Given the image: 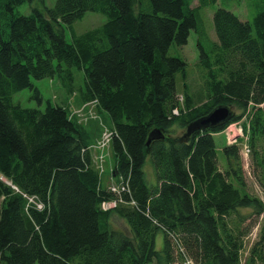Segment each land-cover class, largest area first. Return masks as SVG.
Returning <instances> with one entry per match:
<instances>
[{
	"label": "trees",
	"instance_id": "obj_1",
	"mask_svg": "<svg viewBox=\"0 0 264 264\" xmlns=\"http://www.w3.org/2000/svg\"><path fill=\"white\" fill-rule=\"evenodd\" d=\"M33 1L0 0V264H172L180 246L194 264H241L242 226L233 218L250 208L258 219L263 204L245 191L239 146L222 150L221 169L213 136L244 121L264 181V6L251 22L218 8L213 40L203 12L218 0L195 8L190 0H56L16 13ZM87 12L106 22L68 43L65 27ZM191 32L196 88L186 62L169 55ZM72 68L84 73L79 89ZM46 78L109 116L114 176L128 188L114 210L100 209L117 197L102 186L90 135L65 104L13 105L14 93ZM222 106L226 121L200 127ZM148 157L154 187L143 171ZM112 214L133 238L111 228ZM260 236L246 264H264V229Z\"/></svg>",
	"mask_w": 264,
	"mask_h": 264
},
{
	"label": "rangeland",
	"instance_id": "obj_2",
	"mask_svg": "<svg viewBox=\"0 0 264 264\" xmlns=\"http://www.w3.org/2000/svg\"><path fill=\"white\" fill-rule=\"evenodd\" d=\"M191 7L195 8L198 5L197 0H190ZM56 0H43L33 1L32 3H24L22 6L17 8V14L19 15H30L34 8L44 11L45 7L53 8ZM264 6V0H231L229 3L225 0H218L217 4L208 7L203 12V19L206 22L208 32L210 37L215 40V31H213V20L212 15L218 9H226L231 11L238 19L242 21L251 22L252 18L256 13ZM106 22V17L100 13L87 12L82 20H78L71 27H65L64 36L68 43L72 42V35H81L90 30L97 29ZM196 36L194 32H191L187 39V45L184 47H178L177 45L172 46L169 50V55L173 57L182 58L187 66L188 82L192 88H196L200 81V76H198L195 69V64L198 58L197 46H196ZM74 74V81L76 89L83 86V71H78L72 68ZM32 87L25 88V90L14 93L12 98L13 105H20L22 108L39 109L44 111L46 108V103L48 101L54 105H64L68 108L71 118L79 126H83L84 131L90 135L91 138V154L95 157V160L100 167V178L103 187L113 186L116 184V177L114 176L113 167V156L111 152V145L109 143L105 144L103 149L98 148V144L101 143L104 135H109L113 124L111 123L109 116L105 112H100L96 103L83 104L79 101L78 95L67 96L63 92L60 82L58 79H42V80H31ZM177 87L179 96L183 91L182 81L180 76L177 75ZM241 123H244L241 122ZM235 129H237L235 127ZM238 132V131H237ZM239 133V132H238ZM243 135V134H242ZM215 140V147L217 151L218 161L221 163V169H223L226 164H224V154L223 149L227 146L228 141L226 140V133L216 134L213 136ZM240 151V161H241V171L243 172L244 183H246V193L251 194L257 198L261 204H263V212L260 218L256 219L252 215V210L240 209L237 217L233 220L240 223L242 226L243 240H242V250L240 254L241 264H246L249 257L250 251L253 245L259 241L260 233L264 229V189L262 183H264L262 178V171L258 166L259 156L254 158L252 152L244 150L243 146L247 144L243 137L239 140ZM243 148V149H242ZM144 175L146 176V181L148 187H154L156 185V176L154 174V166L148 157L144 162L143 167ZM110 225L114 230H119L129 238H133L131 231L125 221H123L116 214L110 216ZM163 233L159 232L155 237V249L160 251L163 248Z\"/></svg>",
	"mask_w": 264,
	"mask_h": 264
},
{
	"label": "built area",
	"instance_id": "obj_3",
	"mask_svg": "<svg viewBox=\"0 0 264 264\" xmlns=\"http://www.w3.org/2000/svg\"><path fill=\"white\" fill-rule=\"evenodd\" d=\"M176 113L177 112H175V114ZM241 124H242L241 122H237V123L229 125L225 128L224 131L226 133V140L228 141V145L239 144V140H241L242 137L245 140V142H247L248 139L246 138V135L244 134V131H243ZM235 127L237 129H235ZM112 135L113 134H111V132L109 135H104L101 143L98 144L99 145L98 148L103 149L105 144H107V143L110 144ZM243 148H244V150H247L248 153L250 152L247 144L244 145ZM91 149H92V147H90V151H91ZM94 161H95L96 167H98V164L95 160V157H94ZM98 169L100 170V167H98ZM108 189L117 197V200L106 201V202L102 203L100 206V209L104 212L114 210L117 206V203H120V201H121L119 199L121 193L128 190L127 185L124 183H121V184L116 183L113 186H108ZM175 250L177 251L180 258H177V260H175L174 263H172V264H194V262L191 261L190 258L186 255L185 251H183L181 246L176 247Z\"/></svg>",
	"mask_w": 264,
	"mask_h": 264
},
{
	"label": "water",
	"instance_id": "obj_4",
	"mask_svg": "<svg viewBox=\"0 0 264 264\" xmlns=\"http://www.w3.org/2000/svg\"><path fill=\"white\" fill-rule=\"evenodd\" d=\"M230 114L231 113L228 107H217L215 110L212 111V113H210L207 117L201 120L200 127L206 126L212 128L226 121Z\"/></svg>",
	"mask_w": 264,
	"mask_h": 264
},
{
	"label": "crops",
	"instance_id": "obj_5",
	"mask_svg": "<svg viewBox=\"0 0 264 264\" xmlns=\"http://www.w3.org/2000/svg\"><path fill=\"white\" fill-rule=\"evenodd\" d=\"M155 174V173H154ZM106 188V187H105Z\"/></svg>",
	"mask_w": 264,
	"mask_h": 264
}]
</instances>
